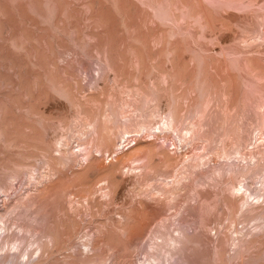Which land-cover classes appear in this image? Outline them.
I'll list each match as a JSON object with an SVG mask.
<instances>
[{"label": "rangeland", "instance_id": "rangeland-1", "mask_svg": "<svg viewBox=\"0 0 264 264\" xmlns=\"http://www.w3.org/2000/svg\"><path fill=\"white\" fill-rule=\"evenodd\" d=\"M246 1L249 5L248 19L247 25L242 26L228 19L231 13L237 14L233 11L236 9L230 8L232 12L230 9H213L219 2L210 0L203 1L206 13L203 21L197 20L195 14H182L183 9L177 10L176 6H173L175 13L158 12L157 9L162 8L167 0L161 3L156 0H0V177L13 182V188L8 190L9 196L0 192V203L3 205L6 200L4 219L12 235L23 240L24 248L33 250L37 243L31 245L34 235L21 232V226L31 229L38 223L31 213L32 207L25 206L26 209L22 206L27 201L26 205H30L32 199L40 194L41 184L39 187L36 184L51 170L45 154L52 145L53 135L67 137L73 146L72 151L78 152V165L74 169L89 186L103 176L102 172L88 166L91 164L87 160L89 151L99 158L95 163L106 167L104 171L111 169L109 163L116 161V155L135 153L130 164L140 168L133 172L144 171L142 157L160 153L153 160V172L157 176L153 182L157 184L171 181L174 175L184 171L182 158L196 165L190 166V177L179 184L178 194L155 195L153 207L162 209V216H154L146 207L130 211L127 218L120 216L124 209L131 210L127 202L138 198L137 193L141 189L146 190L147 183L152 182L148 174L140 176V182L132 184L128 181L114 203L108 204V215L107 212L99 216L87 215L81 224L66 226L68 237L62 242L57 235L50 260L41 264H85L79 260H67L68 254L73 251L72 245L79 248L78 244L86 241L89 234L94 236L92 232L97 225L105 227L107 242L98 250L90 251L92 262L89 264H98L99 261L101 264H148V261L153 264H183L181 252L173 245L172 239L179 236L180 228H192L200 219L199 213L194 214L190 210L201 204V199L189 190L192 178L201 172L215 173L219 181L202 187L231 194V180H236L241 173L247 176V160L252 156L250 150L257 147L262 139L259 138V130H264V104L247 81L251 84L255 77L260 76L259 72L264 73V54L248 55V72L241 73L239 61H243L245 56L240 55L242 53L237 47L238 44L247 46V42L256 44L264 41V0ZM91 4L90 9L88 6ZM175 19L187 23L188 27H178ZM227 35H232L235 40L222 43L221 38ZM134 53L140 61L134 58ZM201 55H208V60L203 66L204 82L198 85L201 64L197 62ZM226 67L231 69L230 80H224ZM223 82L233 89L230 92L237 106L244 105L247 90L254 94V102L249 105L250 117L238 119L248 126L247 144L241 147V154L235 152L231 156L215 154L217 142L208 145L200 138L184 139L189 122L209 118V112L218 108L219 102L212 103L205 116L204 113L195 115L190 112L191 108L206 99L205 93L209 90L222 91L225 87ZM136 88L144 93H134ZM154 93H158L160 100ZM136 102L142 105V110L135 111L132 103ZM115 107L121 108L122 113L117 119L106 121L107 113ZM79 108L87 118H99L101 135L113 136L118 141L117 153L110 155L112 149L98 152L91 147L90 140L95 135L91 127L85 125L87 118H77L74 114ZM170 115L178 116L182 121L178 122L176 130H161L159 126ZM58 122L60 126H57ZM75 123L81 124L80 128L72 131L69 127ZM133 123H138V127L127 125ZM125 124L129 127L128 133L123 129ZM143 125H148V128H143ZM118 126H123L122 129L120 127L121 132ZM139 129L141 131H137ZM214 130L203 128L210 133ZM78 143L85 144L82 150L77 147ZM137 148L145 150H135ZM55 153L59 155V152ZM163 154L169 161L160 164ZM255 156L260 166L253 176L252 186L261 187L264 191V184L258 181L264 174V145ZM231 167L236 168L237 176L231 180L224 179L223 173ZM12 168L22 171L16 179L8 174L7 170ZM63 171L66 173L62 175V184L71 178L69 168ZM32 173L36 178L31 180ZM129 174L124 176L129 177ZM58 175H53V178ZM262 210L264 208L255 209L256 212ZM214 212L216 216L212 215V219L231 220L236 222L238 229L249 230L258 223L255 218L226 215L218 210ZM215 225L210 224L203 230L206 241L215 234L212 229ZM229 229L228 226L223 227L222 231L225 233ZM159 230L171 239L159 238ZM262 242L264 238L257 244ZM110 245L116 250L110 249ZM223 246L232 254L240 249L231 241ZM212 249L211 243L202 248L205 253L212 252ZM36 251L34 259L38 254ZM76 253L79 255L81 250ZM169 256L174 262L168 260ZM242 260L243 257L237 256L232 263L240 264ZM226 261L230 263V260ZM248 262L264 264V255L260 254L257 261L250 259Z\"/></svg>", "mask_w": 264, "mask_h": 264}, {"label": "bare ground", "instance_id": "bare-ground-1", "mask_svg": "<svg viewBox=\"0 0 264 264\" xmlns=\"http://www.w3.org/2000/svg\"><path fill=\"white\" fill-rule=\"evenodd\" d=\"M156 1H160L159 3L163 2V0ZM203 1L204 0H167V3L165 5L162 3L163 7L157 9V11L163 14L175 13L173 6H176L177 10L183 9L182 14H186V16H193L195 14L197 15V20L203 21L204 16L206 14L205 9L203 8ZM210 1L219 2L218 6L213 9H219L221 11L229 10L230 8L236 9L233 11H235L237 14L234 15V12L233 14L231 13L228 19L242 26L247 25V8L249 7V5L246 0ZM91 7L92 4L88 6V8L90 9ZM185 10L186 12H184ZM219 10L217 12H220ZM237 10H239V14ZM230 11L232 12L231 9ZM174 23L182 29H186L188 27L187 23H180L176 19L174 20ZM221 39L222 43L228 44V42H233L235 40V37L233 38L232 35H227ZM241 42H243V40ZM238 45L239 46L237 47V49H239V51L242 53L240 55L245 56V58H243L244 60L241 59L243 61H239V66L241 69L240 71L241 73L243 71L248 72V67L246 63L247 56L255 54H264V41L262 43L257 42L256 44L247 42V46H240V44ZM133 55L135 56L134 58H136L137 61H140V58L138 57V55H136V53H134ZM108 59L109 58L106 56L105 60L108 61ZM207 60L208 55H201L200 59H198L197 63L201 64L199 68V77L196 83L198 85L204 82L202 73L203 66L206 64ZM236 68L238 69V67ZM225 70L226 73L224 80H230L231 69L229 67H226ZM259 73L260 76L258 78L255 77V80H253L251 84H249V81H247V85H252L253 89L257 91L255 93L258 94L260 102L264 104V73ZM168 77H170V74L168 75ZM154 83H156V80L154 81ZM222 84L224 85L225 82H223ZM232 90V88H228V86L226 85L222 91L209 90L205 93V96H207V98L196 103V106L194 108H191L190 112L194 113L195 115L198 113H204L205 116V114L207 113V109L211 106L212 103L219 102V107L209 112V118L207 117L201 119H193L192 121H190L189 126L185 128L187 134L184 135V139L194 140L195 138H200L208 145H211V143L213 142H217L218 149H216L215 154H217L218 156H231L235 152L239 154L242 153L241 147L247 144L248 126L245 125L243 121L239 122L238 119L239 117L247 119L250 117L251 110L249 108V105L254 102L252 99L253 93H251V90H247V95L244 97V105L237 106L236 101L234 100V96H232L230 92ZM133 92H138L141 94L144 93L140 91L139 88H136L135 90H133ZM154 94L155 97H158L159 99L158 93ZM110 96L113 97V95ZM112 97L110 100H113ZM76 104L80 106L78 102ZM132 104L136 108L135 111L142 110V105L140 103L136 102ZM120 109L121 108L115 107L111 111H109V113H107L106 115V121H113L117 119V117L120 116V114L122 113ZM96 113L98 114V112ZM74 114L77 118H87L81 108H79V110L76 111ZM180 121H182L180 117L170 115V118L167 121L163 122V125H160L159 128L161 130H176V126ZM138 123L127 125L130 127H138ZM60 124L61 123L58 122L57 126H60ZM80 125L81 124L79 123H75L70 125L69 128L72 131H76L77 128H80ZM85 125L90 126L91 130L94 132L95 135L90 140L92 148H96V151L98 152H100V150L108 151L109 149H112L110 155H112V153H117L116 147L118 141H116L113 136L112 139L111 137L101 135L100 128L102 124L99 122V118L97 116L87 118ZM128 126H126V124L124 125V127L122 126L123 129L125 128V133H128ZM44 127L47 128L46 125H44ZM120 127L121 126H118V131H120ZM142 127L146 129L148 128V125H143ZM205 127L215 128L214 133L203 131V128ZM137 131L141 130L139 129ZM232 131H234L235 133L232 134ZM230 135L235 136L231 139L228 138ZM62 136L53 135L51 137L54 143L52 142V145L49 146L50 148L48 149V152H46L45 154V156L47 157L46 161L51 167V170L47 175L43 176L42 179H40L36 184L37 187H39V185L41 184L40 194H38V196L33 199L31 198L33 201L31 200L32 203L30 205H26L28 201L24 203V206H22V203L18 204L22 207H32L31 213L34 216V220L38 224L33 226L31 229L25 228V226L23 225L21 226V232L27 231L32 236L34 235V240H32L30 243L31 245L37 243L36 248H34L33 250H29V248H24L23 240L18 236L12 235V232H10L8 229L9 225L7 224V220L4 219L3 215V211H5L6 209L7 202L6 200H4V203L2 202L3 205H1L0 203V264H41L44 260H50V255L52 254L51 251L54 246H56V236L58 235V237L61 238L62 242L66 236L68 237L69 229L66 228V226L75 223L81 224L87 215L99 216L100 214H104L105 212H107L106 214L108 215L110 213V209H108V204L114 203L117 198V195L120 194V190L123 188V186L128 181H130L129 183L132 182V184L140 182L141 179L138 178L143 175L148 174L149 181L152 182L147 183L148 188L146 190L141 189L137 193L139 196L138 198L130 199L127 202L130 203L131 210L124 209V212L121 213L120 216H122L123 218H127L129 217L130 211L135 212L138 208L142 207H146L156 217L162 216L164 214L163 210H159L153 207L152 200L156 199L155 195L157 193L162 195L178 194V190H180L179 184L182 183V180L184 178L190 177V175H188L190 174L189 168L190 166H192V164H194L192 161L182 158L184 160V171H180L178 174L174 175L175 178H173L171 181H166L165 183L163 182L162 184H157L153 182L155 179H157V176L155 175L156 173L153 172V168L155 166L153 160L155 155H158L160 153L155 152L153 154L145 155L144 157H142L144 163L141 167L144 169V171L133 172V170L140 168L138 166H131L130 164V162L134 161L132 157L135 156V153H130L125 156L116 155V163L110 161L109 167H111V169H106L104 171L106 167H103L102 164L95 163L99 158L93 152L89 151L87 160L91 164H89L88 166H92L90 168H95L99 172L103 173L101 179L97 180V182L89 186L87 185L85 180L82 179L77 173L78 171H75L77 169H74V167L78 165V152L72 151L73 146L70 144L67 137L63 138ZM259 138L262 139L258 146L253 147V149L250 150L252 156L250 157V159L247 160V176L244 173H241L239 176H237V170L234 167L229 168L226 173H223L226 177L224 179L227 180H231L235 176H237L236 180H231V190L233 189V192L231 191V194H226L224 193L225 191L222 192L217 189L213 191H208V189L206 190L202 187L207 183L209 185H215L216 182L219 181V177L215 173H213L212 175H208L205 172H201L197 173L195 177L191 175L193 177V182L192 185H190L189 190L194 191V195L201 199V204L199 205L200 207L195 206L192 207L193 209L190 210L194 214L199 213L198 215H200V219L196 221L195 226L192 228H180L179 236L174 237L172 239L173 245L178 247L177 250L181 252V259L183 261V264H231L233 258L237 256L243 257V260L240 262V264H249L250 262H248V260L250 261L251 259L257 261V258H259L260 254L264 255V243L262 242L257 244V242L262 241L264 238V226L262 225L264 223V211H255L256 208H264V191L261 187L252 186V184L254 183L253 176L256 172V169L260 166V163L256 161L255 154L259 153L261 146L264 145L263 128L259 130ZM100 139H102L101 142ZM83 145L85 144L78 143L77 147L82 150ZM231 145L232 147H230ZM143 148H137L135 150H141ZM144 150L145 149H143V151ZM55 152H59V155H56ZM168 161L169 159L166 154H163L162 158L160 159V164H165ZM196 162L200 164V161ZM66 167L69 168L71 178L69 180H66L62 184V175L64 174V172L66 173V171H63V169H65ZM125 169L127 170L126 172L124 171ZM7 171L13 179L18 178L22 174V171L20 169L13 170L12 168L11 170ZM129 172L131 173L129 174ZM55 174L58 175L56 179L53 178V175ZM124 174H129L130 176L125 177ZM183 174L184 176H182ZM223 174L220 173L219 175L223 176ZM30 178L31 180L36 178L34 173L31 174ZM258 181H260L261 184H264V174L260 175V179H258ZM188 186L189 185H187L186 187ZM10 188H13V182H8V180H6L4 177H0V192H3V194L8 195V190ZM215 210H218L226 215L233 214L240 218H255L258 223H256L249 230H245V228L238 229L236 228V222L232 223L231 220L227 221L226 219L220 218L212 219V215L216 216V213L214 212ZM210 224H216L214 227H212V229L215 230V234L211 239L214 243L211 240L206 241V237H203L202 235L203 230L206 229ZM217 226H219L218 229ZM227 226L230 229L228 231H225L224 233L222 229L223 227ZM105 231V227H103L102 225H97L92 232V235L94 234V236H90L89 234V237L86 241H83L82 244H78L80 249L76 244L71 246L73 248V251L72 253L68 254L67 260H79L80 262H84L85 264H89L90 262H92V255L90 254V251L98 250L99 248H101L102 244L107 242V237L104 235ZM159 231L161 233L159 238H164V240L166 241L171 239L165 232L161 230ZM221 233H224V235H221ZM38 237L42 238H40L39 240ZM229 241H231L232 244H234L235 246H237V248L240 249H238L233 254L230 253L228 249L224 248L223 246V244H228ZM155 243L160 245V243L158 242ZM209 243H211V246H213L214 249H212V252L210 253H205L202 248L207 246ZM246 244L247 246H245ZM110 246V249L114 251L116 250L115 246ZM79 250H81V253L78 255L76 252H78ZM34 251L38 252L35 259L33 258ZM255 257L257 258L254 259ZM21 259L23 261H21ZM226 259L230 260V263L227 262ZM168 260L173 261L172 257L168 258ZM98 264H101V262L99 261ZM141 264L145 263L142 262ZM148 264H153V262L148 261Z\"/></svg>", "mask_w": 264, "mask_h": 264}]
</instances>
